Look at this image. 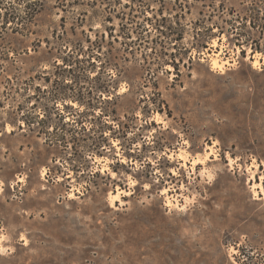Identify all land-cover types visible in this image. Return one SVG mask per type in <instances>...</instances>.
Listing matches in <instances>:
<instances>
[{"label":"rangeland","instance_id":"obj_1","mask_svg":"<svg viewBox=\"0 0 264 264\" xmlns=\"http://www.w3.org/2000/svg\"><path fill=\"white\" fill-rule=\"evenodd\" d=\"M263 14L0 0V264H264Z\"/></svg>","mask_w":264,"mask_h":264},{"label":"bare ground","instance_id":"obj_2","mask_svg":"<svg viewBox=\"0 0 264 264\" xmlns=\"http://www.w3.org/2000/svg\"><path fill=\"white\" fill-rule=\"evenodd\" d=\"M212 57H211V65H212V67H218V68H222V66H223V64H225V63H227V60H224V59H221V57H219V53L218 52H213L212 53ZM255 59V58H254ZM256 61H257V59H255V60H252V62H253V65H255L256 64ZM211 147V146H210ZM209 147V148H210ZM210 152V151H209ZM206 153H208V152H206ZM207 155V154H206ZM179 157H181L182 159H186V156H184L182 153L180 154V156ZM199 158H201V157H199ZM199 158H197V159H195L196 161L199 159ZM204 159H205V157H203ZM207 158V157H206ZM192 161H194V160H192ZM191 161V162H192ZM199 161V160H198ZM197 161V162H198ZM185 162V161H184ZM204 162V161H203ZM192 163H194V162H192ZM196 163V162H195ZM194 163V164H195ZM256 184V183H255ZM258 184V183H257ZM256 184V185H257ZM260 186H261V184H260ZM262 190V192L264 193V189H261ZM122 191V190H121ZM120 192L118 191L116 194H109V200H110V203L112 204L113 202H114V200L116 199V197L117 196H119L120 194H119ZM125 193V192H124ZM119 194V195H118ZM0 245H1V238H0Z\"/></svg>","mask_w":264,"mask_h":264},{"label":"trees","instance_id":"obj_3","mask_svg":"<svg viewBox=\"0 0 264 264\" xmlns=\"http://www.w3.org/2000/svg\"><path fill=\"white\" fill-rule=\"evenodd\" d=\"M221 7H223L222 4H221ZM261 18H264V14L262 15V17L259 16V19H261ZM255 19H257V18H255ZM250 23H251V26H252V27L255 26V25H260V26L262 27V29H264V22L256 24L255 20L253 19L252 22H250ZM221 29H222V28H221ZM221 29H220L219 32H222ZM246 31H247V32H246ZM246 31H245V32H246L247 34L249 33V34H248L249 39H252V40L254 41V42H251V44H250L251 47H252V52H254V50H261V51H264V48H262V46L260 45V43L255 42V41H256V40H255V37H254L253 35H251L250 32H248L249 30H246ZM245 32H244V31H243V32H242V31H237L235 35L241 36V35H242L243 33H245ZM238 36H236V38L239 40ZM244 41L248 43V38H245ZM242 51H243V50H242Z\"/></svg>","mask_w":264,"mask_h":264}]
</instances>
